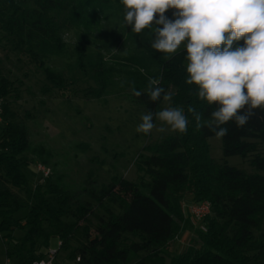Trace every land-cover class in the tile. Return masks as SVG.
I'll list each match as a JSON object with an SVG mask.
<instances>
[{"label": "trees", "instance_id": "trees-1", "mask_svg": "<svg viewBox=\"0 0 264 264\" xmlns=\"http://www.w3.org/2000/svg\"><path fill=\"white\" fill-rule=\"evenodd\" d=\"M113 6L121 11V29L132 39L138 53L125 58L122 64L131 66L126 67L131 77L128 81L130 102L145 112L160 110L163 100L152 102L147 95L149 80L158 79L160 86L173 93V105L185 109L190 123L187 134L174 132L163 138L137 165L148 178L147 183L113 177L99 190L92 183H86L88 188L83 193L104 210L105 216L99 218L93 238L87 236L85 229L86 241L71 251L70 259L79 258L76 264H167L163 251L185 220L180 201L190 194L192 203L209 202L211 214L205 217V232L196 231L193 237V243L199 247L173 256L168 264H264V153L259 152V149L264 152V112L257 109L243 128H237L234 122L225 123L223 126L229 133L221 138L223 157L252 156L249 164L255 173L246 174L226 164H217L209 156L207 144V139L215 137L214 134L206 127L198 130L193 115L187 112L192 106L203 119H208L213 108L197 98L199 86L185 83L189 63L186 52L177 51L165 60L164 54L151 48L149 29L136 34L126 26L121 0H0V35L22 52L51 86L64 90L62 72L49 64L52 58L67 52L54 15L68 9L69 21L90 32ZM245 39L234 41V45L246 46ZM88 43L86 37L74 49L73 66L97 83L99 90L94 92V97L98 99L111 83L115 68L100 52L92 55ZM220 47L223 49L226 45ZM133 87L143 94L135 96ZM11 88L12 82L0 69V240L12 246L5 250L7 260L31 264L44 257L36 251L37 239H42L44 247H48L51 237L56 236L59 249L70 248L74 226L62 219L72 197L48 180L43 186H29L26 174L29 163L23 155L37 153L29 147L26 127L15 121V113L6 102ZM143 189L148 195L142 194ZM13 190L23 192L31 203L24 219L15 218L23 206ZM49 195L56 197L55 204ZM105 203L117 205L120 213L115 214ZM73 214L85 222L93 210L78 203ZM45 223L52 233L45 231ZM16 230L23 231L20 239L13 237ZM127 235L136 241L128 240Z\"/></svg>", "mask_w": 264, "mask_h": 264}, {"label": "rangeland", "instance_id": "rangeland-1", "mask_svg": "<svg viewBox=\"0 0 264 264\" xmlns=\"http://www.w3.org/2000/svg\"><path fill=\"white\" fill-rule=\"evenodd\" d=\"M111 8L103 15L99 26H95L90 32L74 26L69 21L68 9L54 15L57 25L61 27L67 52L65 55L52 58L49 64L62 72L65 78L64 90L51 86L42 72L30 63L27 57L3 40L0 35L2 59L0 69L12 82L11 93L6 102L15 113V121L26 127L29 147L37 153L28 152L23 155L29 163L26 169L29 186L31 188L35 185L43 186L48 180L72 197L68 212L62 219L65 224L74 226L70 248L59 249V239L56 236L51 237L48 247H44L42 239L36 240L37 253L45 256L49 250L58 252L55 258L56 264H76L77 261L70 259L71 251L80 248L87 236L90 238L95 236L99 218L105 216L104 210L97 207L96 203L83 193V189L87 187L86 183H92L95 190L108 184L113 177H121L134 183H147L148 178L138 170L137 165L150 155V149L159 141L174 134L170 129L163 133L153 129L148 135L135 131L145 111L141 106L131 103L128 98L131 92L128 81L131 77L127 74L126 67L131 66L130 63L126 67L122 64H125V58L137 51L132 39L121 29V11L116 6ZM174 11L178 10L168 9L165 15L172 18L171 14ZM86 37L91 54L96 56L100 52L106 62L115 68L111 83L98 99L94 97V92L99 90L97 83L90 75L83 74L73 66L74 49ZM184 43L187 41L182 43L181 48ZM165 106L166 103L162 101L160 110ZM154 122L157 128L162 126L160 121ZM164 127L168 126L164 125ZM207 144L209 156L217 164H226L246 174L255 173L249 164L252 156L224 158L221 139L208 138ZM38 149L42 150L40 156ZM259 152L264 153L261 149ZM38 165L44 166L49 172L47 178L43 179L37 172ZM13 192L23 206L22 210L15 214V218L24 219L31 203L23 192L19 190ZM141 192L148 195L146 189ZM188 195L180 201L182 213L187 217L186 224L163 251L167 264L173 256L191 247H199L193 243L197 231L196 223L192 221L186 210V207L192 204L188 200ZM48 197L55 204L56 197L54 195ZM78 203L92 207L93 214L88 215L85 222L77 220L73 214ZM105 206L115 214L120 213L117 205L105 203ZM43 227L47 233H52L53 230L46 223ZM85 229L88 231L87 236L84 233ZM22 236L23 231L16 230L13 233L16 239ZM127 237L128 240L136 241L130 235ZM7 248L12 246L0 240V264L7 263L5 253ZM139 255L143 256L144 253L140 252ZM13 261L14 259L11 264L14 263Z\"/></svg>", "mask_w": 264, "mask_h": 264}, {"label": "clouds", "instance_id": "clouds-1", "mask_svg": "<svg viewBox=\"0 0 264 264\" xmlns=\"http://www.w3.org/2000/svg\"><path fill=\"white\" fill-rule=\"evenodd\" d=\"M124 22L131 31L152 33L150 46L169 60L177 50L189 61L185 83L197 85L196 96L213 108L208 119L189 106L196 128H208L216 139L228 135L225 123L243 128L256 110L264 112V0H121ZM168 9L172 18L165 15ZM157 14H159L157 16ZM227 34V35H226ZM245 39L246 46L234 45ZM184 41L187 43L181 45ZM221 45H226L221 49ZM123 86V83L122 85ZM140 97L143 92L132 89ZM147 95L152 102L166 103L162 110L147 111L135 128L148 135L171 130L187 134L190 123L185 109L174 106L173 93L150 79ZM160 121L157 128L154 121ZM167 125L168 127H164ZM79 259V258H78Z\"/></svg>", "mask_w": 264, "mask_h": 264}, {"label": "built area", "instance_id": "built-area-1", "mask_svg": "<svg viewBox=\"0 0 264 264\" xmlns=\"http://www.w3.org/2000/svg\"><path fill=\"white\" fill-rule=\"evenodd\" d=\"M1 114V109H0ZM1 121V117H0ZM37 172L40 174V176L44 179L49 176V172L46 170V168L42 165L37 166ZM186 210L189 212V216L192 219L194 223H196L197 231L205 232V225L204 220L205 217L209 216L211 213V206L209 202L202 201L198 203H192L188 207H186ZM60 246V242L59 245ZM58 252L57 251H47L44 258H42L39 261H35L31 264H56L55 258L57 257ZM76 261H79V259H76ZM6 264H11L9 260H7Z\"/></svg>", "mask_w": 264, "mask_h": 264}, {"label": "crops", "instance_id": "crops-1", "mask_svg": "<svg viewBox=\"0 0 264 264\" xmlns=\"http://www.w3.org/2000/svg\"><path fill=\"white\" fill-rule=\"evenodd\" d=\"M189 196V199L188 200H190L191 202H192V196L191 195H188ZM183 215H184V222L181 224V226H180V229H181V227L183 228V226L186 224V221H187V217H185L186 215H185V213H183ZM179 229V230H180ZM170 243V242H169ZM169 243L167 244V246L169 245ZM167 248V247H166ZM176 248V247H175ZM184 253V252H183ZM182 254V253H181ZM144 256V255H143ZM169 263V262H168Z\"/></svg>", "mask_w": 264, "mask_h": 264}]
</instances>
